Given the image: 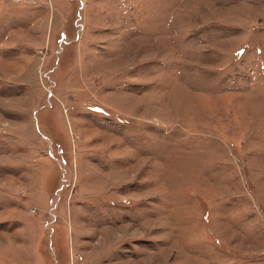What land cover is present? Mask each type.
<instances>
[{
  "label": "rangeland",
  "instance_id": "1",
  "mask_svg": "<svg viewBox=\"0 0 264 264\" xmlns=\"http://www.w3.org/2000/svg\"><path fill=\"white\" fill-rule=\"evenodd\" d=\"M0 264H264V0H0Z\"/></svg>",
  "mask_w": 264,
  "mask_h": 264
}]
</instances>
